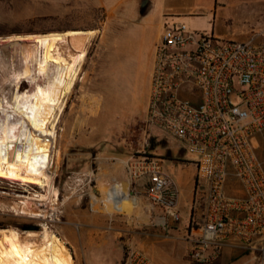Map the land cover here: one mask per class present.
I'll list each match as a JSON object with an SVG mask.
<instances>
[{"label": "rangeland", "instance_id": "rangeland-1", "mask_svg": "<svg viewBox=\"0 0 264 264\" xmlns=\"http://www.w3.org/2000/svg\"><path fill=\"white\" fill-rule=\"evenodd\" d=\"M142 2L0 0L2 39L98 31L58 124L53 167L57 170L55 188L61 205L47 211L43 218H36L26 205L33 190L0 179V230L42 232L47 226L62 239L75 264H126L129 255L137 251L154 264H198L190 258L188 263L170 258L181 248L163 242V226L154 220L144 222L135 208V197L145 198L143 203L149 204L150 200L144 188L131 186L127 163L145 152L181 161L174 174L181 189L182 222L192 214L196 189L195 166L178 140L162 133L147 143L145 105L150 52L161 28L174 23L226 40L242 42L257 35L258 42H264V0H152L149 14V4L143 9ZM213 6L217 10L211 12ZM62 52L69 56L77 49L68 44L62 46ZM14 89L11 80L0 83V96ZM29 89L27 81L20 86L22 93ZM164 166L170 163L166 161ZM108 190L127 194L129 201L125 204L132 208L115 210L108 201ZM163 217L170 219L165 213ZM27 226L34 229L26 230ZM30 240L42 241L40 237Z\"/></svg>", "mask_w": 264, "mask_h": 264}, {"label": "built area", "instance_id": "built-area-1", "mask_svg": "<svg viewBox=\"0 0 264 264\" xmlns=\"http://www.w3.org/2000/svg\"><path fill=\"white\" fill-rule=\"evenodd\" d=\"M162 133L182 144L197 169L193 204L202 215L190 259L211 264L237 240L264 264V42L257 35L240 42L182 23L165 26L154 54L148 145ZM127 170L131 186L181 220L179 184L160 158L145 152ZM126 264L154 263L137 251Z\"/></svg>", "mask_w": 264, "mask_h": 264}, {"label": "bare ground", "instance_id": "bare-ground-1", "mask_svg": "<svg viewBox=\"0 0 264 264\" xmlns=\"http://www.w3.org/2000/svg\"><path fill=\"white\" fill-rule=\"evenodd\" d=\"M97 34L92 30L0 38V83L11 80L15 88L0 96V179L33 190L29 191L26 205L36 218H43L47 211L61 205L55 188L57 170L53 167L58 124ZM68 44L77 49L74 55L62 52V46ZM24 81L30 89L22 93ZM56 156L60 158V151ZM37 188L44 189V193ZM107 193L115 210L127 207V194ZM35 237L42 241L30 240ZM0 264L75 261L62 239L45 226L42 232L0 230Z\"/></svg>", "mask_w": 264, "mask_h": 264}, {"label": "crops", "instance_id": "crops-1", "mask_svg": "<svg viewBox=\"0 0 264 264\" xmlns=\"http://www.w3.org/2000/svg\"><path fill=\"white\" fill-rule=\"evenodd\" d=\"M151 2H152V0H149L148 14L151 12V8H152ZM216 10H217L216 7L213 6L211 12L216 11ZM162 31H163V27L159 31L157 39L154 42L152 49H151V52H150L151 71H150L149 77H148V79H149V90L146 92L147 93V100H146L147 102L145 105V110H147L148 101H149L150 92H151V78H152V71H153L155 47H156V44L158 43V41L161 37ZM217 36H219V35H217ZM160 159L163 162V166H164V163L166 161H168L170 163V166H164V167H165V169L169 170L173 174H174V170L176 169V166H179V164H181V163H179V162H181L179 160H173V159H167V158H160ZM174 159H176V157ZM177 162L179 164H177ZM183 165H185V164H183ZM181 168H182V166H181ZM196 176H197V169L195 167V178H196ZM145 184H146V180H143L142 183H140L141 186L142 185L144 186ZM180 191H181V189H180ZM142 197H145V196H142ZM141 200H145V198L135 197V208H136V212L142 213L143 221L149 223V222H152V220H154L155 223L162 225L163 229H164V233H165V237L163 239V242L172 243L173 244V245H171L172 248H175V249L181 248L182 251H173V253L175 252V254H173V255L170 254V258L171 257L173 259L177 258L178 260H180V263L181 262L183 263V260L186 263H188L187 260H189L188 258H190L189 252H190V249L193 245L194 237L197 235L196 229L199 226V224L201 223L202 210L200 209V211L197 212L196 209L194 210V204H193L192 214H191L190 218H187L185 220V222H182L181 220L176 222V221H173L172 219H169L167 221V219L165 217H163L164 212L160 207L155 206L151 202L149 204L146 201H145V203H143V201H141ZM180 202H181V197L179 200L178 210L180 209ZM146 213H149V214H147V217L145 219ZM151 213L152 214L155 213V215H152ZM195 213L197 214V216L195 215ZM193 215L196 216L197 219H195V221H193V223H192ZM121 234L122 233H120V232L117 233L118 236H120ZM148 235H150V234H148ZM178 244L179 245L181 244V246H179ZM240 260L244 261V262H242V264H245L246 262H249V261L256 263V261L253 259V255H251L249 252L245 251L242 248L241 244L237 240H234V241H231L224 248L222 256L217 261H215L211 264H231L233 262L240 261Z\"/></svg>", "mask_w": 264, "mask_h": 264}, {"label": "water", "instance_id": "water-1", "mask_svg": "<svg viewBox=\"0 0 264 264\" xmlns=\"http://www.w3.org/2000/svg\"><path fill=\"white\" fill-rule=\"evenodd\" d=\"M149 4V0H143L142 2V8L145 9ZM26 230H29V229H34V227H31V226H27L25 227Z\"/></svg>", "mask_w": 264, "mask_h": 264}]
</instances>
